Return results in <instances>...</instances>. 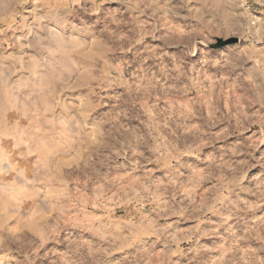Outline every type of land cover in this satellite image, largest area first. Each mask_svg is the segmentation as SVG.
Masks as SVG:
<instances>
[{
  "label": "clouds",
  "instance_id": "1",
  "mask_svg": "<svg viewBox=\"0 0 264 264\" xmlns=\"http://www.w3.org/2000/svg\"><path fill=\"white\" fill-rule=\"evenodd\" d=\"M0 264H264V0H0Z\"/></svg>",
  "mask_w": 264,
  "mask_h": 264
}]
</instances>
